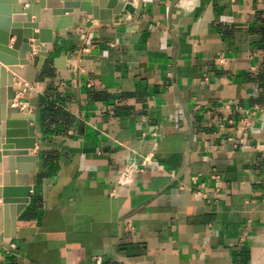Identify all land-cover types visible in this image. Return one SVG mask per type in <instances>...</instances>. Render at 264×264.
Masks as SVG:
<instances>
[{
    "label": "crops",
    "instance_id": "obj_1",
    "mask_svg": "<svg viewBox=\"0 0 264 264\" xmlns=\"http://www.w3.org/2000/svg\"><path fill=\"white\" fill-rule=\"evenodd\" d=\"M135 9L55 32L31 86L13 75L38 160L0 264H264V0Z\"/></svg>",
    "mask_w": 264,
    "mask_h": 264
},
{
    "label": "water",
    "instance_id": "obj_2",
    "mask_svg": "<svg viewBox=\"0 0 264 264\" xmlns=\"http://www.w3.org/2000/svg\"><path fill=\"white\" fill-rule=\"evenodd\" d=\"M90 0H0V64L7 67L8 79L4 82L5 70L0 67V141L4 163V183L0 189L3 197L0 206V247L8 250L10 241L16 237V218L29 202L30 187L23 185L28 175L35 170V162L38 156L30 155L29 150L35 149L36 135L34 128L28 126L33 122V115L26 108L13 107L16 92L30 93L20 87L14 89L13 75L22 79L28 86L35 81V76L41 68L40 57L45 58L47 52L52 51V42L55 32L64 33L68 26L79 27L80 19L91 15L101 25H110L112 15L119 14L122 10L129 11L131 15L137 13L138 9L129 10L133 0H109L99 1V15H97L96 1L93 9L89 5ZM24 4H28L24 8ZM105 5V6H104ZM129 6V7H128ZM69 14L74 20L61 23L56 29L58 18ZM34 16V22L31 21ZM54 17L53 24L51 17ZM38 29V33L32 30ZM10 36H15L14 43L8 47ZM34 39L30 45L28 40ZM36 53L32 57V63L26 59L27 54ZM32 64V65H31ZM28 72V73H26ZM18 164L13 167V162ZM28 162V167H22L20 162ZM7 162L10 168L7 169ZM14 172L17 177L14 178ZM8 181L6 180V177ZM1 186V183H0Z\"/></svg>",
    "mask_w": 264,
    "mask_h": 264
},
{
    "label": "built area",
    "instance_id": "obj_3",
    "mask_svg": "<svg viewBox=\"0 0 264 264\" xmlns=\"http://www.w3.org/2000/svg\"><path fill=\"white\" fill-rule=\"evenodd\" d=\"M139 167L135 164H130L124 170H122L116 181V188L122 189L124 187L130 186L133 182V175L138 171ZM9 249H14V245L10 244Z\"/></svg>",
    "mask_w": 264,
    "mask_h": 264
},
{
    "label": "trees",
    "instance_id": "obj_4",
    "mask_svg": "<svg viewBox=\"0 0 264 264\" xmlns=\"http://www.w3.org/2000/svg\"><path fill=\"white\" fill-rule=\"evenodd\" d=\"M49 115H51V114H49V112H47V111L44 112V117L47 118V116H49ZM53 115L54 116H59L60 114H59V112H54Z\"/></svg>",
    "mask_w": 264,
    "mask_h": 264
},
{
    "label": "bare ground",
    "instance_id": "obj_5",
    "mask_svg": "<svg viewBox=\"0 0 264 264\" xmlns=\"http://www.w3.org/2000/svg\"><path fill=\"white\" fill-rule=\"evenodd\" d=\"M34 53V52H33ZM25 83V82H24ZM26 84V83H25ZM15 102V101H14ZM17 105V104H16ZM14 107V106H13ZM17 107H19L18 105H17Z\"/></svg>",
    "mask_w": 264,
    "mask_h": 264
}]
</instances>
